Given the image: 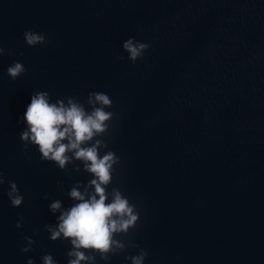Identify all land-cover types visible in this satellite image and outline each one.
I'll return each instance as SVG.
<instances>
[{
	"label": "water",
	"instance_id": "water-1",
	"mask_svg": "<svg viewBox=\"0 0 264 264\" xmlns=\"http://www.w3.org/2000/svg\"><path fill=\"white\" fill-rule=\"evenodd\" d=\"M27 30L46 43L28 46ZM132 37L151 45L134 64ZM0 47L13 53L0 56V172L24 196L13 207L0 185V264H67L70 242L44 230L59 215L49 205L70 207L68 190L93 178L79 161L65 172L36 146L25 153L37 91L86 108L91 92L113 100L102 138L121 163L108 190L140 220L116 237L127 250L97 264H132L140 249L145 264H264V0H0ZM16 61L26 72L12 80Z\"/></svg>",
	"mask_w": 264,
	"mask_h": 264
},
{
	"label": "clouds",
	"instance_id": "clouds-1",
	"mask_svg": "<svg viewBox=\"0 0 264 264\" xmlns=\"http://www.w3.org/2000/svg\"><path fill=\"white\" fill-rule=\"evenodd\" d=\"M24 40L28 46H37L46 43V37L40 33L27 30ZM151 47L150 44L137 41L135 37L123 43L128 59L134 64L143 58L144 53ZM13 54L11 50L0 47V56ZM21 56L23 52L19 53ZM26 72L23 63L16 61L7 69L12 80L18 79ZM85 103L75 97L57 99L51 102L47 91H37L31 96L23 121L27 127L20 134L25 153L30 146H36L41 154L42 161L54 162L57 167L68 172V165H74L76 172L91 174L86 184L76 182L68 190V196L74 202L65 208L61 200H54L49 205L52 214L57 215L56 224H46L49 239L53 242L66 240L71 244L67 252V264H97V255L105 262H109L113 255L127 250L128 244L117 239V235H128L137 226L140 212L137 205L127 198L119 187L109 186L113 183V173L121 163L120 157L108 149V144L102 138L110 131V121L115 113L107 111L113 107V100L104 92H91ZM90 109V110H89ZM101 149H105L101 155ZM30 158V157H29ZM9 184L8 198L13 207H21L24 196L21 195L17 184L9 181L0 172V185ZM24 217L21 215L16 227H23ZM39 235V232L34 233ZM27 246L21 251L27 253L33 250L36 241L25 236ZM139 248V245H134ZM88 253V254H86ZM148 256L146 250L140 249L135 256L127 257L132 264H145ZM42 264H57L51 254L41 257ZM27 264H35L29 258Z\"/></svg>",
	"mask_w": 264,
	"mask_h": 264
}]
</instances>
